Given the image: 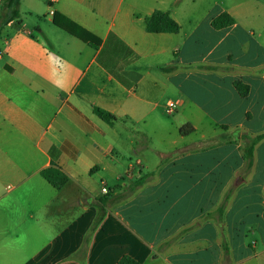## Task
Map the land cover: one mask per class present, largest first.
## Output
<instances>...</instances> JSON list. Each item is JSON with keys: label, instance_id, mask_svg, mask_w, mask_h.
<instances>
[{"label": "crops", "instance_id": "1", "mask_svg": "<svg viewBox=\"0 0 264 264\" xmlns=\"http://www.w3.org/2000/svg\"><path fill=\"white\" fill-rule=\"evenodd\" d=\"M156 10L179 33L147 32ZM223 13L236 23L212 28ZM239 15L223 0H21L12 19L0 0V264H264V139L245 155L264 135V30ZM229 39L243 62L210 61ZM50 168L69 177L62 189Z\"/></svg>", "mask_w": 264, "mask_h": 264}, {"label": "trees", "instance_id": "2", "mask_svg": "<svg viewBox=\"0 0 264 264\" xmlns=\"http://www.w3.org/2000/svg\"><path fill=\"white\" fill-rule=\"evenodd\" d=\"M21 4V0H7V7L12 10V19H16L19 16V7ZM236 23V20L230 16L228 13H223L220 16L214 18L211 22V27L220 30L224 28H228L233 26ZM55 25L61 27L71 35L79 38L83 42L89 44L91 47L97 49L101 46L102 40L85 30L81 29L77 25L71 24V27H66L58 24L55 22ZM146 29L147 32L153 33V34H159V33H179L180 26L179 24L171 17L170 13L163 12L160 10H156L151 17H149L146 20ZM165 72H170L173 70V67H168L163 69ZM241 85V84H239ZM248 89L246 90H240V93L242 95H245L247 93ZM94 113L104 122L107 124H114L117 120V118L100 108H94ZM194 132L193 127L190 125L184 126L180 129V134L182 136H189ZM225 135H219L216 137L209 138L205 141L208 145H213L218 143L219 141H222L225 139ZM264 139V135L258 136L256 138H250L249 144L245 148V155L248 160H251L253 156V150L255 145ZM43 177L56 189L60 190L62 189L69 181V177L59 168H50L42 171ZM143 183V180L136 182L135 184L131 185L129 187L130 192H133L136 188H138ZM228 199V197H227ZM118 198L113 197L111 194L106 195L104 198L99 199L96 203V207L98 209V213L95 219V222L91 228L90 233L94 232L97 227L101 224V222L105 219L107 215V208L117 202ZM220 216L222 214V211H220ZM89 236L85 238L84 241V247L82 249V252L86 251V247L89 243ZM117 264H140L138 261L128 257L124 256Z\"/></svg>", "mask_w": 264, "mask_h": 264}, {"label": "rangeland", "instance_id": "3", "mask_svg": "<svg viewBox=\"0 0 264 264\" xmlns=\"http://www.w3.org/2000/svg\"><path fill=\"white\" fill-rule=\"evenodd\" d=\"M227 6H231L234 5L237 9V11L240 13V22L242 25L248 24L249 22L246 21V17L252 20V23L256 26V27H261V29L264 30V0H223ZM244 18H242V17ZM248 20V19H247ZM204 34V32L202 33ZM212 34H214V32H212L210 30V35L208 37V40H212ZM261 41L264 42V38L261 39ZM211 43V41L207 42L203 51H209L211 50L210 47H208V45ZM227 46V47H226ZM226 47V48H225ZM225 50H222L224 49ZM245 53L244 49H240L236 47V44L234 42H232L231 39L227 40V42L225 43V46H222L220 48H218L214 54L212 56L209 57V60H214L216 62H230V63H234V64H241L243 62V54ZM231 55V57H229ZM244 90H246L245 87H243ZM168 98L170 97H165L164 99V104H166ZM162 115L164 116V120L168 121V113H162ZM152 127L154 128H159L158 130L161 132L160 136L158 135V139H156V143L157 142H164L166 141V139L169 137L168 133H165L161 130L162 128V124H156L155 122L152 123ZM167 137V138H166ZM155 141V140H153ZM118 185H114L113 188L108 189V193L110 194L111 191L115 190V188H117Z\"/></svg>", "mask_w": 264, "mask_h": 264}, {"label": "built area", "instance_id": "4", "mask_svg": "<svg viewBox=\"0 0 264 264\" xmlns=\"http://www.w3.org/2000/svg\"><path fill=\"white\" fill-rule=\"evenodd\" d=\"M176 108H177V103H176V102H174V101L169 102V103H168V108H167V113H168L169 115L174 114ZM103 193H105V194L108 193L107 188L103 189Z\"/></svg>", "mask_w": 264, "mask_h": 264}]
</instances>
